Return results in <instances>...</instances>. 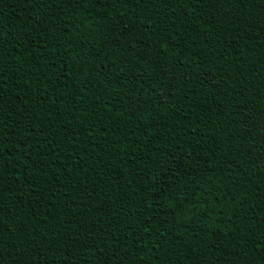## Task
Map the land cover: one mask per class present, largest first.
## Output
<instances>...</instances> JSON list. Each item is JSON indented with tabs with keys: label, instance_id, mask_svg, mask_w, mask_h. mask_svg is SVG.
<instances>
[{
	"label": "trees",
	"instance_id": "1",
	"mask_svg": "<svg viewBox=\"0 0 264 264\" xmlns=\"http://www.w3.org/2000/svg\"><path fill=\"white\" fill-rule=\"evenodd\" d=\"M0 36V264H264V0H0Z\"/></svg>",
	"mask_w": 264,
	"mask_h": 264
},
{
	"label": "snow or ice",
	"instance_id": "2",
	"mask_svg": "<svg viewBox=\"0 0 264 264\" xmlns=\"http://www.w3.org/2000/svg\"><path fill=\"white\" fill-rule=\"evenodd\" d=\"M105 3L106 0H36V3L38 5H44V4H48L50 7H55V6H58L60 4H70V5H80V6H84L86 3ZM107 2L109 4L111 3H117V2H131V0H107ZM137 2H139V0H137ZM169 0H161V3H168ZM44 15L45 16H48L49 13L47 11L44 12ZM25 24H27L28 22L25 21L24 22ZM37 24L40 25L41 27V31H43V22L42 21H37ZM147 27H151V25H147ZM21 31L24 32L25 36V42L27 43V40H28V36L30 35V33H28V31L22 26L21 27ZM3 37L0 36V39H2ZM84 38H81V40L78 42L79 44L83 45L84 44ZM32 47H35V44L32 45ZM25 51L27 52L28 49L25 48ZM72 71V66L70 65H62V68H61V74H66L68 72ZM145 111H147V109H145ZM2 139V138H0ZM16 150L19 151V145L16 146ZM0 154H2V149H0ZM71 163V161H69V164ZM65 171L71 173V168L66 165L65 166ZM193 196H195V193H193ZM200 197H196L195 198V202H199L200 201ZM102 251V250H101ZM121 264H123V261L121 260Z\"/></svg>",
	"mask_w": 264,
	"mask_h": 264
}]
</instances>
